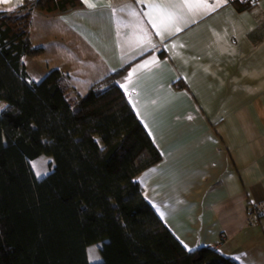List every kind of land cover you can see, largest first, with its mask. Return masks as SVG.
Instances as JSON below:
<instances>
[{
	"label": "crops",
	"instance_id": "1",
	"mask_svg": "<svg viewBox=\"0 0 264 264\" xmlns=\"http://www.w3.org/2000/svg\"><path fill=\"white\" fill-rule=\"evenodd\" d=\"M22 2L0 0V11ZM80 3L32 16L30 41L44 51L22 57L30 79L57 68L83 95L125 67L120 87L161 154L134 178L144 198L187 250L264 264V214L247 217L264 200V0ZM153 3L178 13L162 35Z\"/></svg>",
	"mask_w": 264,
	"mask_h": 264
},
{
	"label": "trees",
	"instance_id": "2",
	"mask_svg": "<svg viewBox=\"0 0 264 264\" xmlns=\"http://www.w3.org/2000/svg\"><path fill=\"white\" fill-rule=\"evenodd\" d=\"M80 5L0 11V264H238L210 245L187 250L144 198L134 178L161 154L120 87L125 67L83 95L57 68L30 79L22 57L44 51L30 41L34 13ZM41 154L53 164L37 177L30 161Z\"/></svg>",
	"mask_w": 264,
	"mask_h": 264
},
{
	"label": "snow or ice",
	"instance_id": "3",
	"mask_svg": "<svg viewBox=\"0 0 264 264\" xmlns=\"http://www.w3.org/2000/svg\"><path fill=\"white\" fill-rule=\"evenodd\" d=\"M84 2L88 3L89 7H94L93 4L89 3V0H84ZM182 6L192 11L206 6V0H182ZM150 7L157 13V16L150 20V23H152L153 28L156 29V34L162 35L163 31H166L169 26L174 24L175 20L178 18V13L163 3H153ZM175 30L178 32L180 28L177 27Z\"/></svg>",
	"mask_w": 264,
	"mask_h": 264
},
{
	"label": "rangeland",
	"instance_id": "4",
	"mask_svg": "<svg viewBox=\"0 0 264 264\" xmlns=\"http://www.w3.org/2000/svg\"><path fill=\"white\" fill-rule=\"evenodd\" d=\"M30 162L37 177L46 175L51 170L53 164L52 157L45 154L39 155ZM99 246L100 243H93L87 247L88 257L92 263L101 259L98 251Z\"/></svg>",
	"mask_w": 264,
	"mask_h": 264
},
{
	"label": "built area",
	"instance_id": "5",
	"mask_svg": "<svg viewBox=\"0 0 264 264\" xmlns=\"http://www.w3.org/2000/svg\"><path fill=\"white\" fill-rule=\"evenodd\" d=\"M228 2H238L240 4L248 5L254 0H227ZM264 214V200L253 203L247 208V217L249 220H257L259 216Z\"/></svg>",
	"mask_w": 264,
	"mask_h": 264
}]
</instances>
